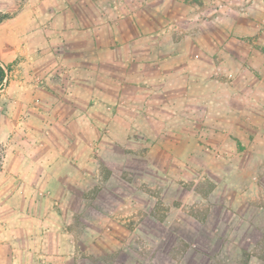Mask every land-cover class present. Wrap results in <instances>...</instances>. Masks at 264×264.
I'll return each instance as SVG.
<instances>
[{
  "label": "rangeland",
  "instance_id": "obj_1",
  "mask_svg": "<svg viewBox=\"0 0 264 264\" xmlns=\"http://www.w3.org/2000/svg\"><path fill=\"white\" fill-rule=\"evenodd\" d=\"M27 2L0 0V15L8 16L0 23L24 8H45ZM115 2L134 12L117 24L122 42L131 41L117 52L130 54V67L102 52L95 73L66 68L64 82L54 78L58 107L16 112L5 101L0 108L18 134L0 141V170L9 151L14 169L35 164L36 153L52 166L51 245L67 247L69 259H42L264 264V0ZM131 19L143 29L133 30ZM1 26L10 56L15 34ZM189 52L197 56L190 70H207L197 71L193 87L191 78L169 72L189 68L177 56ZM28 78L34 89L48 87L45 76ZM152 85L155 91L142 88ZM44 240L29 243L45 247Z\"/></svg>",
  "mask_w": 264,
  "mask_h": 264
},
{
  "label": "crops",
  "instance_id": "obj_2",
  "mask_svg": "<svg viewBox=\"0 0 264 264\" xmlns=\"http://www.w3.org/2000/svg\"><path fill=\"white\" fill-rule=\"evenodd\" d=\"M30 1L35 4L39 2V0ZM40 1L45 4L42 11L24 8L14 18L0 23L1 27H4V33L6 29L5 34L9 36L10 32L15 34L12 42L14 46L12 55L9 56L7 53L8 44H4V46L0 44V60L5 64H11L12 69L9 77L14 76L15 79L12 82L16 84L14 86H12L13 83L9 84L6 88L7 82L1 90L0 108H3L2 105L5 101L8 102V108L16 112L28 107L36 110L58 107L55 94L50 91L57 85L55 77H60L61 82H64L68 76L66 68L83 69L87 67L91 69L88 71L93 74L98 66L105 63L102 59V52L110 50L112 53H117L118 48H121L120 45L123 44L127 48L128 43L131 42L130 40L122 42L119 32H117L118 22L125 23L127 16L133 18L134 12L132 8L127 9L128 5L116 3L115 0ZM171 1L176 3L183 0ZM28 3L29 0L26 5ZM140 4L145 7L143 1H140ZM129 6L131 7V5ZM117 13L122 14L118 21L115 17ZM17 17L18 19L15 20ZM11 19L15 20L12 23L13 27H9L11 22L8 21ZM131 21L133 30L143 29L142 22L138 24V21L132 19ZM127 54L128 57L125 59L120 56V53H117V56L112 54L110 57L116 61L115 58L118 59L119 55V59H124L126 64L121 60L119 62L129 66L132 63L127 64L130 60V54L128 52ZM206 55L204 53V56ZM177 56L188 60L189 68L180 70L179 67H175L176 70L172 68L173 70L169 72H179L182 76L191 78L189 85L193 87L198 83L195 82L197 71L202 70L206 74L207 70L195 67L199 64L194 65L190 70L191 62H196L197 58L191 52L180 53ZM14 60H17L16 64H12ZM84 60L89 61L90 65L86 66L81 63ZM164 61L165 63L169 62L166 59ZM163 69L160 71L162 80L168 74L165 75L164 66ZM27 76H30L31 80L36 76H45L48 87L42 86L38 87L39 89H34V84L31 83L33 81H30V78L23 81ZM128 87L131 89L133 85H124V89ZM142 88L149 92L155 91L153 85L151 88L150 86ZM193 97V100L198 98L197 95ZM188 99L186 98V100ZM14 119L16 120V117ZM5 123L7 131H4ZM14 123V120L13 123L8 121V118L0 110V141L5 140L7 136H12L11 139L16 141L18 134H15L14 128H11V124ZM9 128L12 131L8 130ZM34 157L36 158L35 164L32 165L28 161H24L18 169H14L12 160L16 159V154L9 151L3 168L0 170V212L2 213L0 234L3 236V240L0 241V264H50L52 259L46 261L42 258H55L56 253L65 254L66 256L62 259H69L67 247L59 248L57 245H51L54 231L52 166L39 163L40 159L45 160L47 155L36 153ZM22 159L24 158L22 157ZM32 237L41 240L47 238L44 242L48 243L46 242L45 247L31 245L29 239ZM34 241L36 242V240ZM22 242L23 244H21Z\"/></svg>",
  "mask_w": 264,
  "mask_h": 264
},
{
  "label": "trees",
  "instance_id": "obj_3",
  "mask_svg": "<svg viewBox=\"0 0 264 264\" xmlns=\"http://www.w3.org/2000/svg\"><path fill=\"white\" fill-rule=\"evenodd\" d=\"M7 14L0 15V20L5 19ZM12 66L10 64H5L2 60H0V92L8 82L9 74L11 72ZM1 96V93H0Z\"/></svg>",
  "mask_w": 264,
  "mask_h": 264
}]
</instances>
